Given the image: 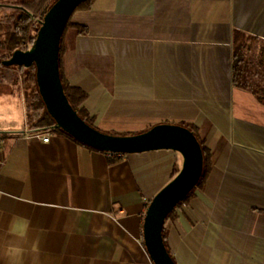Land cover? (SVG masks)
Instances as JSON below:
<instances>
[{
    "label": "crops",
    "instance_id": "1",
    "mask_svg": "<svg viewBox=\"0 0 264 264\" xmlns=\"http://www.w3.org/2000/svg\"><path fill=\"white\" fill-rule=\"evenodd\" d=\"M76 15L88 33H66L61 70L95 127L190 122L216 152L204 186L164 223L176 264H264V104L231 83L232 33L264 39V0H94ZM9 128L0 264H153L143 217L176 152L109 153Z\"/></svg>",
    "mask_w": 264,
    "mask_h": 264
},
{
    "label": "water",
    "instance_id": "2",
    "mask_svg": "<svg viewBox=\"0 0 264 264\" xmlns=\"http://www.w3.org/2000/svg\"><path fill=\"white\" fill-rule=\"evenodd\" d=\"M82 0H55L43 14L32 43L2 61L6 67L34 66L38 92L55 125L77 141L109 153L171 150L179 167L149 200L142 224L143 243L153 264H176L167 251L162 229L167 215L198 182L203 165L200 144L191 130L175 123H159L132 134H109L87 124L67 100L59 75V49L64 27Z\"/></svg>",
    "mask_w": 264,
    "mask_h": 264
},
{
    "label": "trees",
    "instance_id": "3",
    "mask_svg": "<svg viewBox=\"0 0 264 264\" xmlns=\"http://www.w3.org/2000/svg\"><path fill=\"white\" fill-rule=\"evenodd\" d=\"M54 1L55 0H0V78L5 77L7 70H14L17 73L15 74L14 79L16 83L19 82L20 78L25 113V126L28 131L53 132L65 135L72 140L83 144L58 128L55 125L54 120L46 111L36 85L34 66H30L28 68L16 65L4 67L2 64V61L8 58L14 50L27 49L29 47L35 37L43 14ZM93 1L94 0H82L74 11H84L90 9ZM70 30L74 31L77 35H85L88 33L86 25L75 23L72 22L70 18L68 19L60 40L59 75L64 94L73 109L77 111L78 115L87 124L94 126V117L91 116L83 106V102L85 101L87 94L81 88L71 85L65 79L61 70L63 40L66 33ZM231 83L233 87L249 91L259 102L264 104V39L251 34H246L239 30L233 31L231 50ZM177 124L182 125L193 132L200 144L203 156L200 178L196 183V186L189 191L184 200L179 203V205H181L191 199L195 189H199L204 186L214 164L216 152L207 145L205 138L200 134L199 127L193 123L185 121ZM104 132L109 134H121L116 132ZM4 135L5 134L0 133V137ZM116 159V156H114L111 162ZM176 171L177 169L175 168L172 172V176L176 173ZM174 216L175 209L167 215L165 221ZM162 235L165 247L171 258L174 260L166 243L164 225Z\"/></svg>",
    "mask_w": 264,
    "mask_h": 264
},
{
    "label": "rangeland",
    "instance_id": "4",
    "mask_svg": "<svg viewBox=\"0 0 264 264\" xmlns=\"http://www.w3.org/2000/svg\"><path fill=\"white\" fill-rule=\"evenodd\" d=\"M76 11H74L70 20L76 19ZM6 67V66H4ZM4 78H0V129H9L21 131L25 125V118L22 111V86L21 80L16 83L14 81V70H7Z\"/></svg>",
    "mask_w": 264,
    "mask_h": 264
},
{
    "label": "built area",
    "instance_id": "5",
    "mask_svg": "<svg viewBox=\"0 0 264 264\" xmlns=\"http://www.w3.org/2000/svg\"><path fill=\"white\" fill-rule=\"evenodd\" d=\"M38 133H39V132H35V134L39 135ZM47 134H48V133H46L45 136L42 137V140L45 141V142L48 141V139H49V137H48Z\"/></svg>",
    "mask_w": 264,
    "mask_h": 264
}]
</instances>
